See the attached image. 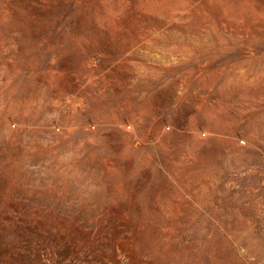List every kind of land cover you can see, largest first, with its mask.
Here are the masks:
<instances>
[{"label":"rangeland","instance_id":"obj_1","mask_svg":"<svg viewBox=\"0 0 264 264\" xmlns=\"http://www.w3.org/2000/svg\"><path fill=\"white\" fill-rule=\"evenodd\" d=\"M179 218L264 264V0H0V264H160Z\"/></svg>","mask_w":264,"mask_h":264},{"label":"bare ground","instance_id":"obj_2","mask_svg":"<svg viewBox=\"0 0 264 264\" xmlns=\"http://www.w3.org/2000/svg\"><path fill=\"white\" fill-rule=\"evenodd\" d=\"M188 220H182L179 218L167 222L165 225L166 227L161 230L164 232H161L160 234L164 237L165 243L159 246L157 244H147V249L162 251L159 253L162 258V262L160 264L253 263L247 260L246 257L243 256L242 252L232 246L233 244H240L242 242L238 235L218 236L208 234L209 236H207L193 226L194 222L192 219ZM151 224L152 226L145 225L139 229L136 227L135 229H138V237L147 238L151 232H155L154 228H156V224L155 222H152ZM134 235L135 233L129 234V236L132 237Z\"/></svg>","mask_w":264,"mask_h":264}]
</instances>
